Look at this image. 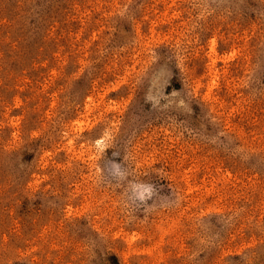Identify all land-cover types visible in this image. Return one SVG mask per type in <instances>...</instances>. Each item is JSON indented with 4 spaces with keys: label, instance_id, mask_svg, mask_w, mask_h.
<instances>
[{
    "label": "rangeland",
    "instance_id": "1",
    "mask_svg": "<svg viewBox=\"0 0 264 264\" xmlns=\"http://www.w3.org/2000/svg\"><path fill=\"white\" fill-rule=\"evenodd\" d=\"M0 264H264V0H0Z\"/></svg>",
    "mask_w": 264,
    "mask_h": 264
}]
</instances>
